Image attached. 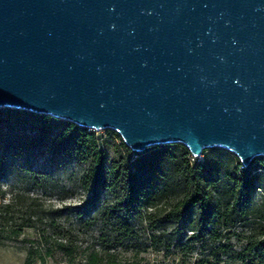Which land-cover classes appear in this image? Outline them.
<instances>
[{"label":"water","instance_id":"obj_1","mask_svg":"<svg viewBox=\"0 0 264 264\" xmlns=\"http://www.w3.org/2000/svg\"><path fill=\"white\" fill-rule=\"evenodd\" d=\"M132 152L264 157V0H0V108Z\"/></svg>","mask_w":264,"mask_h":264},{"label":"trees","instance_id":"obj_2","mask_svg":"<svg viewBox=\"0 0 264 264\" xmlns=\"http://www.w3.org/2000/svg\"><path fill=\"white\" fill-rule=\"evenodd\" d=\"M4 111L31 121L28 125L21 122L15 132L3 135ZM105 145L94 130L72 122L21 109H0V146L4 150L22 152L28 158L68 157L83 167L79 181L87 197L72 212L82 219L86 211H94L107 227L100 239L108 248L110 243L126 246L145 227L150 244L165 236L184 253L192 244L211 239L217 242L211 254L225 255L224 240L240 236L232 227L250 223L256 213L264 219V204H257L254 198L256 189L264 190V157L243 166L222 148H207L196 160L182 144L154 145L135 153L120 141L111 144L115 156L110 158ZM6 162L2 153L0 227L18 203L17 195L3 201L1 178L7 172ZM29 173L35 181L42 178L33 168ZM26 219L15 233L35 227ZM157 223H166L165 230L157 232ZM248 228L239 247L227 255L239 264H264V228L259 232ZM95 257L92 254L93 263ZM208 260L203 256L191 264H207Z\"/></svg>","mask_w":264,"mask_h":264},{"label":"rangeland","instance_id":"obj_3","mask_svg":"<svg viewBox=\"0 0 264 264\" xmlns=\"http://www.w3.org/2000/svg\"><path fill=\"white\" fill-rule=\"evenodd\" d=\"M1 117L3 135L15 132L21 122L28 125L30 122H27L31 121L7 111L2 112ZM94 131L106 141L105 150L109 157L115 156L111 144L122 142L117 132L112 129ZM2 153L7 156V172L1 178V188L5 192L3 201L17 195L18 203L8 222L0 227V264H191L203 256L209 258L207 264H239L227 254L239 247L248 227L252 226L256 232L264 228V219L259 213L251 218V224L243 222L232 227L231 230L240 236L232 235L229 241L224 240L225 255L211 254L217 245L211 239L192 244L191 250L184 253L165 236L150 244L145 227H140L136 239L126 246L110 243L108 248L100 239L101 232L107 230L101 218L88 210L82 219H76L72 212L87 197L80 187L83 170L80 164L68 157L37 155L28 158L22 152L15 153L0 146V155ZM261 158L263 156H257L253 161L256 163ZM31 168L41 172L39 181L31 177ZM254 198L257 204L263 205L264 190L256 189ZM26 218H30L35 227H23L18 234L15 233L13 230ZM165 225L157 223L155 230L161 232ZM92 254L96 255V263L92 261Z\"/></svg>","mask_w":264,"mask_h":264},{"label":"built area","instance_id":"obj_4","mask_svg":"<svg viewBox=\"0 0 264 264\" xmlns=\"http://www.w3.org/2000/svg\"><path fill=\"white\" fill-rule=\"evenodd\" d=\"M88 129H90V128H88ZM193 157L196 158L197 160H199L200 157H202V155H200V156H193Z\"/></svg>","mask_w":264,"mask_h":264}]
</instances>
